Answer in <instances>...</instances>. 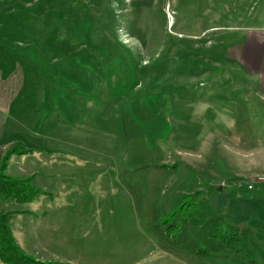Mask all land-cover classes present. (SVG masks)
<instances>
[{
  "label": "rangeland",
  "instance_id": "374dc122",
  "mask_svg": "<svg viewBox=\"0 0 264 264\" xmlns=\"http://www.w3.org/2000/svg\"><path fill=\"white\" fill-rule=\"evenodd\" d=\"M255 36L256 70L264 0H0V165L12 151L6 174L41 191L0 196L21 250L62 264H264L240 224L246 201L207 197L263 192L264 96L238 57Z\"/></svg>",
  "mask_w": 264,
  "mask_h": 264
},
{
  "label": "crops",
  "instance_id": "0c3cea01",
  "mask_svg": "<svg viewBox=\"0 0 264 264\" xmlns=\"http://www.w3.org/2000/svg\"><path fill=\"white\" fill-rule=\"evenodd\" d=\"M245 45L247 46L244 47V49L238 55V57L240 58L239 61L241 62L240 65L242 66L243 69L249 72L248 73L247 71L243 70L246 73L247 78L253 82L255 88L259 90V92L263 94L264 96V66H260L256 70L254 69L256 65L258 50L261 45L259 36L250 38L249 40L246 41ZM8 145H9V142L6 141L3 136H1V132H0V154H1L0 160H2L3 157L5 156ZM11 159L12 157H10L8 161L9 166H10L9 162ZM7 170H8V167H7ZM246 189L248 192H254L257 190V186L252 191H249L248 188ZM208 194L209 195L207 197L209 199L211 197H214L215 200L218 197L221 198L219 203H222L220 205L226 209H229L228 206L232 205L234 202L238 200H243L244 202L246 201L240 213V216L242 218L240 224H243L245 228V231H246L245 237L247 239V242L249 241L254 242L253 245H255L259 249V252L257 253L256 249L253 246L251 248L249 247L250 250L254 249L252 255L260 257V258L264 256V186H263V192H262L263 196L262 195L251 196V194H249L248 196H245V198H243V197L236 195L232 199H228L226 196H223V195H227V193L222 191L220 188H218V190L213 191V192L209 191ZM31 203H34V202H31ZM261 260L264 261V259H261Z\"/></svg>",
  "mask_w": 264,
  "mask_h": 264
},
{
  "label": "trees",
  "instance_id": "16d2710c",
  "mask_svg": "<svg viewBox=\"0 0 264 264\" xmlns=\"http://www.w3.org/2000/svg\"><path fill=\"white\" fill-rule=\"evenodd\" d=\"M10 154H12V151L4 158L0 165V196H3L4 198L16 203L32 202L37 196L41 195V191L32 185V178H15L6 174V162H8ZM216 190L217 188H211L210 192ZM196 195L198 197L200 196L199 193ZM208 195L209 194H207V196ZM176 212L177 211L173 212L169 216H175ZM12 215L13 213L5 212L0 207V261H2L4 264H62L54 262H42L24 253L17 244L10 226V219ZM169 228L173 227L170 226ZM221 239L225 245L227 244L226 246L228 248H232L231 244L240 243L241 237L239 234L223 233Z\"/></svg>",
  "mask_w": 264,
  "mask_h": 264
},
{
  "label": "built area",
  "instance_id": "2783aa9c",
  "mask_svg": "<svg viewBox=\"0 0 264 264\" xmlns=\"http://www.w3.org/2000/svg\"><path fill=\"white\" fill-rule=\"evenodd\" d=\"M248 190H253V186H248Z\"/></svg>",
  "mask_w": 264,
  "mask_h": 264
},
{
  "label": "water",
  "instance_id": "95a60500",
  "mask_svg": "<svg viewBox=\"0 0 264 264\" xmlns=\"http://www.w3.org/2000/svg\"><path fill=\"white\" fill-rule=\"evenodd\" d=\"M221 189V188H220Z\"/></svg>",
  "mask_w": 264,
  "mask_h": 264
}]
</instances>
